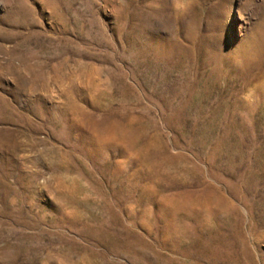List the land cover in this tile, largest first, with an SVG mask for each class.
Returning <instances> with one entry per match:
<instances>
[{
    "label": "rangeland",
    "instance_id": "374dc122",
    "mask_svg": "<svg viewBox=\"0 0 264 264\" xmlns=\"http://www.w3.org/2000/svg\"><path fill=\"white\" fill-rule=\"evenodd\" d=\"M0 264H264V0H0Z\"/></svg>",
    "mask_w": 264,
    "mask_h": 264
}]
</instances>
